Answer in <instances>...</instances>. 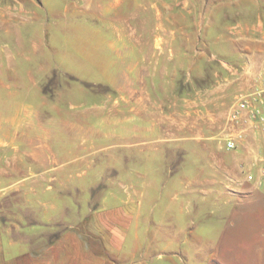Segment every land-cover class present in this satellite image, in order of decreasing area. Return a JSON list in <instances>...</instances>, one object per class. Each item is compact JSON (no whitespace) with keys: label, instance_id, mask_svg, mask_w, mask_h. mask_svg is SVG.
Listing matches in <instances>:
<instances>
[{"label":"rangeland","instance_id":"obj_1","mask_svg":"<svg viewBox=\"0 0 264 264\" xmlns=\"http://www.w3.org/2000/svg\"><path fill=\"white\" fill-rule=\"evenodd\" d=\"M119 1L78 16L68 0H0L20 13L0 29V264L128 198L131 236L264 263V131L226 149L232 110L264 90V0Z\"/></svg>","mask_w":264,"mask_h":264},{"label":"crops","instance_id":"obj_2","mask_svg":"<svg viewBox=\"0 0 264 264\" xmlns=\"http://www.w3.org/2000/svg\"><path fill=\"white\" fill-rule=\"evenodd\" d=\"M65 8L78 16L85 12L105 16L110 11L106 0H68ZM19 14L0 11V29L8 33L15 26ZM253 47H257L256 44ZM258 47L262 50L264 45L260 43ZM244 56L251 57L248 53ZM30 157L34 163H44L43 155L38 152ZM3 162H6L5 156ZM101 205L100 209L78 221L77 226L84 228L78 236L67 234L57 237L41 232L37 235L38 239L41 238L40 245L37 244L35 250L21 253L18 257L31 255L35 260L28 262L24 258L20 261L15 257L18 261L13 258L9 264H75L76 261L77 264H156L157 261H162L160 264H215L216 256L209 240L193 236L141 237L137 232L132 236L128 234L133 220L140 217V204H134L130 198L122 200L120 208H108L106 200ZM48 222L53 224L54 221ZM40 225H44L43 222L37 221L35 226ZM75 238L77 243H72ZM101 252H104L105 260L100 257ZM262 259L259 256L258 264H264Z\"/></svg>","mask_w":264,"mask_h":264},{"label":"built area","instance_id":"obj_3","mask_svg":"<svg viewBox=\"0 0 264 264\" xmlns=\"http://www.w3.org/2000/svg\"><path fill=\"white\" fill-rule=\"evenodd\" d=\"M232 121L241 126V131L234 136H229L226 140V149L228 151L237 150L244 142L248 130L253 132L264 131V90L254 88L244 97L232 110ZM264 177V172H263ZM252 180L253 177L249 176ZM263 178L259 179V186L263 185Z\"/></svg>","mask_w":264,"mask_h":264},{"label":"bare ground","instance_id":"obj_4","mask_svg":"<svg viewBox=\"0 0 264 264\" xmlns=\"http://www.w3.org/2000/svg\"><path fill=\"white\" fill-rule=\"evenodd\" d=\"M262 34H263V39L262 40H264V32H262ZM264 42V41H263Z\"/></svg>","mask_w":264,"mask_h":264}]
</instances>
